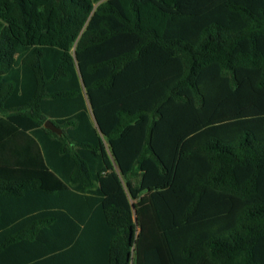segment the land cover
Listing matches in <instances>:
<instances>
[{
    "label": "trees",
    "instance_id": "obj_1",
    "mask_svg": "<svg viewBox=\"0 0 264 264\" xmlns=\"http://www.w3.org/2000/svg\"><path fill=\"white\" fill-rule=\"evenodd\" d=\"M0 264H264V0H0Z\"/></svg>",
    "mask_w": 264,
    "mask_h": 264
},
{
    "label": "water",
    "instance_id": "obj_2",
    "mask_svg": "<svg viewBox=\"0 0 264 264\" xmlns=\"http://www.w3.org/2000/svg\"><path fill=\"white\" fill-rule=\"evenodd\" d=\"M44 127L46 129L51 130L54 133H57L59 135L62 134V129L58 128L57 126H55L50 120L46 121L44 124ZM134 208V207H133ZM135 209V208H134Z\"/></svg>",
    "mask_w": 264,
    "mask_h": 264
},
{
    "label": "crops",
    "instance_id": "obj_3",
    "mask_svg": "<svg viewBox=\"0 0 264 264\" xmlns=\"http://www.w3.org/2000/svg\"><path fill=\"white\" fill-rule=\"evenodd\" d=\"M4 156H6V154H5ZM134 202H135L134 200H131V203H134ZM133 210H134V208H133ZM92 214H93V213H92V212H90L88 216H89V217H91V216H92ZM134 218H136V213H135V210H134Z\"/></svg>",
    "mask_w": 264,
    "mask_h": 264
}]
</instances>
